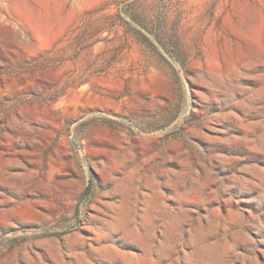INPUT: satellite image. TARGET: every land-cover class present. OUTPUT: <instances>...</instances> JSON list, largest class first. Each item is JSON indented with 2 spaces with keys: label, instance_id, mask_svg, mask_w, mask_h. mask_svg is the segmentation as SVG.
I'll return each instance as SVG.
<instances>
[{
  "label": "rangeland",
  "instance_id": "374dc122",
  "mask_svg": "<svg viewBox=\"0 0 264 264\" xmlns=\"http://www.w3.org/2000/svg\"><path fill=\"white\" fill-rule=\"evenodd\" d=\"M0 264H264V0H0Z\"/></svg>",
  "mask_w": 264,
  "mask_h": 264
}]
</instances>
